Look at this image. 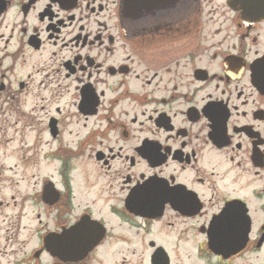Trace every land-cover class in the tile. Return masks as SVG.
I'll return each mask as SVG.
<instances>
[{
  "label": "flooded vegetation",
  "instance_id": "flooded-vegetation-1",
  "mask_svg": "<svg viewBox=\"0 0 264 264\" xmlns=\"http://www.w3.org/2000/svg\"><path fill=\"white\" fill-rule=\"evenodd\" d=\"M0 264H264V20L0 0Z\"/></svg>",
  "mask_w": 264,
  "mask_h": 264
},
{
  "label": "water",
  "instance_id": "water-1",
  "mask_svg": "<svg viewBox=\"0 0 264 264\" xmlns=\"http://www.w3.org/2000/svg\"><path fill=\"white\" fill-rule=\"evenodd\" d=\"M135 4L145 2L158 3L163 0H133ZM229 4L236 10H241L245 18L251 20L264 18V0H229Z\"/></svg>",
  "mask_w": 264,
  "mask_h": 264
},
{
  "label": "rangeland",
  "instance_id": "rangeland-1",
  "mask_svg": "<svg viewBox=\"0 0 264 264\" xmlns=\"http://www.w3.org/2000/svg\"><path fill=\"white\" fill-rule=\"evenodd\" d=\"M206 1V0H205ZM212 7V2H208L206 3V6H205V9H209ZM34 101H36V99H34ZM42 105V99L41 98H38V106H41ZM53 165H54V162L53 161H50V166L49 168L53 169ZM19 179V182H21V193H27V195L29 196V193L31 191H33L35 189V187L37 186V184L35 182L39 181V177H26L25 179H21L20 177L18 178ZM28 189V190H27ZM30 203L31 201L29 200L27 202V210L30 208Z\"/></svg>",
  "mask_w": 264,
  "mask_h": 264
}]
</instances>
